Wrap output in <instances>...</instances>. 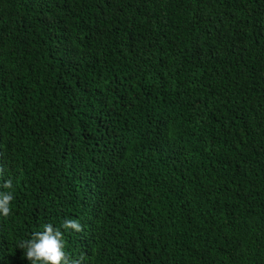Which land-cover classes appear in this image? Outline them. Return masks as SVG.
<instances>
[{"label": "trees", "instance_id": "obj_1", "mask_svg": "<svg viewBox=\"0 0 264 264\" xmlns=\"http://www.w3.org/2000/svg\"><path fill=\"white\" fill-rule=\"evenodd\" d=\"M0 168V264H264V0H0Z\"/></svg>", "mask_w": 264, "mask_h": 264}, {"label": "clouds", "instance_id": "obj_2", "mask_svg": "<svg viewBox=\"0 0 264 264\" xmlns=\"http://www.w3.org/2000/svg\"><path fill=\"white\" fill-rule=\"evenodd\" d=\"M0 172L3 169L0 168ZM3 189L9 190L13 188L11 179L3 182ZM14 199L12 191L0 192V215L8 217L11 212V202ZM42 231L32 233L30 239L22 240L19 248L24 249V255L31 264H83L85 256L82 254L78 259L70 258L64 251V230H72L75 232H83L84 228L79 220L65 219L62 225L54 227L53 224H44Z\"/></svg>", "mask_w": 264, "mask_h": 264}]
</instances>
